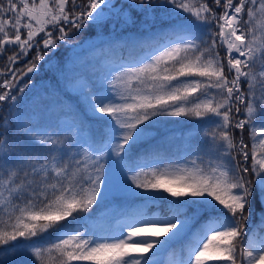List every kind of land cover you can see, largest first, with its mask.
<instances>
[{"label":"snow or ice","instance_id":"1","mask_svg":"<svg viewBox=\"0 0 264 264\" xmlns=\"http://www.w3.org/2000/svg\"><path fill=\"white\" fill-rule=\"evenodd\" d=\"M137 24L108 67L52 64L85 30ZM5 57L0 104L49 65L98 129L45 106L10 137L0 118V264H264V0H0ZM161 117L203 129L184 163L160 166ZM105 205L115 224L98 229Z\"/></svg>","mask_w":264,"mask_h":264},{"label":"trees","instance_id":"2","mask_svg":"<svg viewBox=\"0 0 264 264\" xmlns=\"http://www.w3.org/2000/svg\"><path fill=\"white\" fill-rule=\"evenodd\" d=\"M121 2H123V0H121ZM133 15H135V13ZM137 28L138 24L125 28L123 32H120L119 28H117V32L112 35L105 30L101 36H97L98 30L96 29L85 30L81 35L75 36L72 41H69V44L66 47L62 48L56 54L52 64H56L57 61H59L61 65L67 63L71 68L78 67L82 60L87 59L90 62L95 63L97 67H108L114 59H119L121 55H128L129 50L133 48V42L131 40L122 39V37H127L129 33H135ZM86 39H88V41L83 43L82 48L76 49L75 51L70 48L76 43L82 42ZM101 41H107V43H101ZM91 44L97 46L94 48L89 47ZM34 52L35 49L33 50V53ZM30 58L31 56L28 57V59ZM5 63L6 57L0 59V70L4 69ZM19 66H23L22 63ZM3 78L4 77H0V80ZM72 83L75 86V81ZM14 94L20 95L16 92H14ZM57 100L61 103L56 104L55 102ZM76 101L77 96L74 87L72 90H68L65 83L58 81L55 70H50L49 65H44L41 72L32 77V86L30 90H25L22 100H19L15 106H12L11 101H6L0 104V118H7L12 122V130L8 133L11 137L15 131H17L15 125L17 123L16 117L18 113L26 116L30 115L34 110L44 108L45 106H51L52 122L55 123L58 121L62 125L71 124L73 117L78 116V118L85 119L86 127L87 123L91 122L93 125V131H97L98 125L91 121L90 117L79 116L77 113ZM159 119L160 122L155 126V141H161L162 139L166 141L161 149L160 157L158 158L163 160V163L160 166L163 167L169 164L174 165L176 163H184L185 160L189 159V157L185 155V149L188 142L196 144L198 139H202L203 129H201L199 137H197L196 127H198V123L195 120L176 117H161ZM72 134H75V129H73ZM243 135L245 141L251 145L249 130L247 127L245 128ZM157 204H159V202L150 204L149 211H156L158 209ZM160 207H164V205H160ZM95 218L100 222L98 229L115 224L111 205H105L98 209ZM252 222L258 224V216H254ZM261 235H264V230L261 231ZM179 248V243L172 248H169L161 256V261L167 262L174 258L178 259Z\"/></svg>","mask_w":264,"mask_h":264},{"label":"rangeland","instance_id":"3","mask_svg":"<svg viewBox=\"0 0 264 264\" xmlns=\"http://www.w3.org/2000/svg\"><path fill=\"white\" fill-rule=\"evenodd\" d=\"M91 39H93V38H91ZM87 41H88V39L82 41V43H85V42H87ZM79 43H81V42H79ZM76 44H78V43H76ZM70 48L73 49V46H71ZM157 210H158V209H157ZM157 210H156V211H157ZM95 223H96V227L98 228V225H99L100 223H99V221H98L97 219H95ZM114 223H115V221H114Z\"/></svg>","mask_w":264,"mask_h":264}]
</instances>
